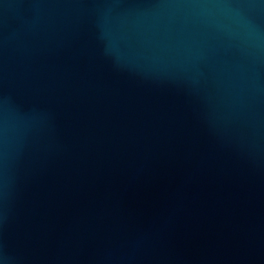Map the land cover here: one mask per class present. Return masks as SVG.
I'll return each instance as SVG.
<instances>
[{"label": "water", "instance_id": "95a60500", "mask_svg": "<svg viewBox=\"0 0 264 264\" xmlns=\"http://www.w3.org/2000/svg\"><path fill=\"white\" fill-rule=\"evenodd\" d=\"M0 264H264V0H0Z\"/></svg>", "mask_w": 264, "mask_h": 264}]
</instances>
